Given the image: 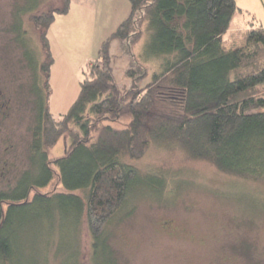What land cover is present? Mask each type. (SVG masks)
I'll return each instance as SVG.
<instances>
[{"label":"trees","instance_id":"trees-1","mask_svg":"<svg viewBox=\"0 0 264 264\" xmlns=\"http://www.w3.org/2000/svg\"><path fill=\"white\" fill-rule=\"evenodd\" d=\"M126 1L128 19L86 65L78 99L56 119L50 114L53 60L46 35L57 16L67 15L73 5L93 8L96 0H64L60 9L30 16L40 31L44 58L28 55L42 96L40 124L33 129L31 167L16 189L0 194V203H8L0 205L3 264H14L9 230L29 211L70 218L76 239L86 226L94 254L90 261L100 252L117 260L108 228L127 214L135 190L147 187L155 193L166 184L132 164L150 148L178 151L188 160L264 184L263 28H251L243 47L226 50L224 37L242 11L236 0ZM121 61L129 84L120 86L114 65ZM151 63L157 65L152 74ZM124 120L125 129L112 127ZM62 138L69 139L70 148L52 161L51 150ZM57 176L64 192H40ZM76 243L71 263L81 264Z\"/></svg>","mask_w":264,"mask_h":264},{"label":"rangeland","instance_id":"rangeland-1","mask_svg":"<svg viewBox=\"0 0 264 264\" xmlns=\"http://www.w3.org/2000/svg\"><path fill=\"white\" fill-rule=\"evenodd\" d=\"M63 1L0 0L3 76L26 79V85L30 84V76L35 72L30 58L44 59L40 31L30 16L60 9ZM237 2L242 11L225 35L226 50L245 45V32L236 28L238 18L245 23L243 28L255 19L264 21V0ZM95 10L96 5L93 8L73 5L67 15L57 16L46 35L52 60L60 52L66 53L79 69L82 80L86 65L81 70L79 62L88 55L92 31L97 27ZM142 45L139 42L134 52L139 53ZM148 66L150 74L157 71L156 63ZM114 67L116 82L120 86L128 85L124 74L126 64L116 62ZM29 108L20 112L13 126H8L7 133L11 142H15L8 154L14 170L5 175L0 173V194L11 191L21 174L31 167L35 122L34 111ZM112 125L122 130L127 121ZM69 142L68 138H62L51 150L50 159L63 157L70 148ZM4 148L1 145V160ZM132 164L144 175L164 178L166 184L155 193L147 187L135 190L127 214L122 213L117 223L108 228V240L117 260L100 252L90 261L94 254L86 226L76 239L78 232L70 218L63 215L46 218L29 211L9 230L16 253L14 264H72L75 242L80 248L81 264H264V184L225 174L209 162L188 160L178 151L150 148L142 159ZM40 192L61 193L64 189L57 176L50 187Z\"/></svg>","mask_w":264,"mask_h":264},{"label":"crops","instance_id":"crops-1","mask_svg":"<svg viewBox=\"0 0 264 264\" xmlns=\"http://www.w3.org/2000/svg\"><path fill=\"white\" fill-rule=\"evenodd\" d=\"M236 3L239 6L237 0ZM95 11L97 12V27L92 31L88 55L83 61L79 62L81 70L98 57L102 44L128 19L131 8L126 0H97ZM239 19L237 20L239 25L236 28L240 31L246 32L251 28H263L264 30V21L261 22L255 19L254 25L250 23V25L243 28L245 23H241ZM78 70L73 60L71 61L66 53L60 52L54 56L49 79L52 91L50 99V114L52 117L58 118L66 115L78 99L82 81L78 75Z\"/></svg>","mask_w":264,"mask_h":264},{"label":"flooded vegetation","instance_id":"flooded-vegetation-1","mask_svg":"<svg viewBox=\"0 0 264 264\" xmlns=\"http://www.w3.org/2000/svg\"><path fill=\"white\" fill-rule=\"evenodd\" d=\"M14 78L8 79L0 73V147L1 145L5 146L3 160L0 157L2 162L0 164V173L3 175L14 170L13 163H10L11 159L8 157V154L11 153L12 148L14 149L15 142H11V138L7 133L8 126H13L12 124H15L19 118L20 112L29 110V107H32L34 111L35 127L33 129H36L38 124H40V98L42 96L38 95L39 89L36 77L34 75L30 76V84L28 86L26 85L28 83L26 79ZM40 130H42L41 127ZM26 172L21 174L16 186L12 190L18 187L20 179L25 176ZM2 203H0L2 206L8 204L7 201H3Z\"/></svg>","mask_w":264,"mask_h":264}]
</instances>
